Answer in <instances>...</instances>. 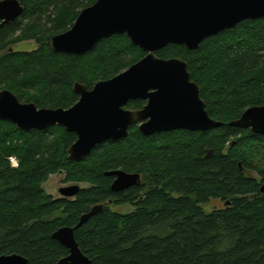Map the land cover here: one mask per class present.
Segmentation results:
<instances>
[{
    "label": "trees",
    "instance_id": "obj_1",
    "mask_svg": "<svg viewBox=\"0 0 264 264\" xmlns=\"http://www.w3.org/2000/svg\"><path fill=\"white\" fill-rule=\"evenodd\" d=\"M18 1L22 16L0 22V92L11 91L21 103L70 109L79 101L76 84L92 89L146 56L126 36L103 40L79 57L55 53L50 39L69 31L97 0ZM30 41L36 50H13ZM156 56L187 63L209 116L222 126L147 137L134 125L129 138L97 146L76 163L68 154L75 134L61 127L22 132L0 120V256L59 264L69 251L53 234L104 205L75 232L93 264H264V168L256 165L264 160V136L230 126L247 109L264 105V19L246 21L198 50L169 45ZM145 105L138 100L127 107ZM118 170L139 174L142 184L113 192L107 173ZM59 173L88 188L74 200L53 198L43 186ZM211 200L225 207L206 213L202 206ZM125 205L134 211L111 210Z\"/></svg>",
    "mask_w": 264,
    "mask_h": 264
},
{
    "label": "water",
    "instance_id": "obj_2",
    "mask_svg": "<svg viewBox=\"0 0 264 264\" xmlns=\"http://www.w3.org/2000/svg\"><path fill=\"white\" fill-rule=\"evenodd\" d=\"M0 22L19 19L24 7L18 0L0 2ZM264 19V0H97L84 9L73 27L50 39L53 52L83 56L101 41L126 36L146 56L128 70L92 89L76 84L79 101L70 109H39L21 103L9 90L0 92V120L22 132L56 127L75 134L69 148L71 161L80 163L100 145L129 138L134 125L144 136L188 131L206 132L222 126L213 120L201 99L199 86L191 80L187 63L164 60L156 53L169 45L198 50L203 42L250 20ZM145 101L142 110L129 111L131 101ZM230 126L264 136V105L247 109ZM111 190L120 193L142 184L139 174L118 170ZM79 185L60 189L64 199L75 198ZM264 196V184L260 187ZM97 205L84 214L77 226L62 227L52 238L69 251L59 264H93L81 251L75 232L104 210ZM0 264H28L21 255L0 256Z\"/></svg>",
    "mask_w": 264,
    "mask_h": 264
},
{
    "label": "rangeland",
    "instance_id": "obj_3",
    "mask_svg": "<svg viewBox=\"0 0 264 264\" xmlns=\"http://www.w3.org/2000/svg\"><path fill=\"white\" fill-rule=\"evenodd\" d=\"M37 48H38L37 44L34 41H30V42H23V43L15 45L13 47V50L17 52H31V51L36 50ZM14 160L16 159L15 158L10 159L12 166L16 167ZM256 165L264 168V160H261L260 158H258L256 160ZM245 173L248 177L257 178L258 180H260L259 175L253 171H246ZM75 185H79L81 189L88 188V186L84 184L66 182V175L64 173H59L57 175L51 176L49 180L44 184L43 187L46 193L51 195L53 198L62 199L63 197L59 193L60 189L75 186ZM74 199L75 198H71L68 200H74ZM202 207L206 213H212L216 209L224 208L225 204L220 200H211L208 204H205ZM111 210L113 212L120 213V214H128V213L133 212L134 208L128 205L111 206Z\"/></svg>",
    "mask_w": 264,
    "mask_h": 264
},
{
    "label": "flooded vegetation",
    "instance_id": "obj_4",
    "mask_svg": "<svg viewBox=\"0 0 264 264\" xmlns=\"http://www.w3.org/2000/svg\"><path fill=\"white\" fill-rule=\"evenodd\" d=\"M142 101V100H141ZM132 102V101H131ZM143 102H145V101H143ZM130 103V102H129ZM128 103V104H129ZM146 103V102H145ZM147 104V103H146ZM128 106V105H127ZM126 106V110H129V111H136V110H130V109H128V107ZM145 107V106H144ZM139 111V110H138Z\"/></svg>",
    "mask_w": 264,
    "mask_h": 264
},
{
    "label": "built area",
    "instance_id": "obj_5",
    "mask_svg": "<svg viewBox=\"0 0 264 264\" xmlns=\"http://www.w3.org/2000/svg\"><path fill=\"white\" fill-rule=\"evenodd\" d=\"M15 161V166L17 167L18 166V162H17V160H14Z\"/></svg>",
    "mask_w": 264,
    "mask_h": 264
},
{
    "label": "snow or ice",
    "instance_id": "obj_6",
    "mask_svg": "<svg viewBox=\"0 0 264 264\" xmlns=\"http://www.w3.org/2000/svg\"><path fill=\"white\" fill-rule=\"evenodd\" d=\"M0 5H3V4H0Z\"/></svg>",
    "mask_w": 264,
    "mask_h": 264
}]
</instances>
